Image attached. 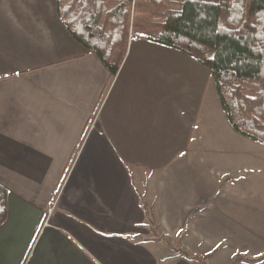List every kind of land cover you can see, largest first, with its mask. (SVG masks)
Here are the masks:
<instances>
[{"label":"crops","instance_id":"obj_1","mask_svg":"<svg viewBox=\"0 0 264 264\" xmlns=\"http://www.w3.org/2000/svg\"><path fill=\"white\" fill-rule=\"evenodd\" d=\"M108 76L57 0H0V264H264V144L207 146L209 70L138 38Z\"/></svg>","mask_w":264,"mask_h":264},{"label":"trees","instance_id":"obj_2","mask_svg":"<svg viewBox=\"0 0 264 264\" xmlns=\"http://www.w3.org/2000/svg\"><path fill=\"white\" fill-rule=\"evenodd\" d=\"M57 14L101 59L109 81L129 39L185 52L209 70L230 126L264 144V0H57ZM8 196L0 184V226L7 219Z\"/></svg>","mask_w":264,"mask_h":264},{"label":"rangeland","instance_id":"obj_3","mask_svg":"<svg viewBox=\"0 0 264 264\" xmlns=\"http://www.w3.org/2000/svg\"><path fill=\"white\" fill-rule=\"evenodd\" d=\"M167 5L170 7H179L178 4L171 2H168ZM203 101H204L203 102L204 107L202 106L200 109V113L195 123V129L196 130L198 129L200 130L201 133H204L207 146L210 147L209 144L212 143V141H216V137L218 140L220 138L229 137L228 130H231V127L230 125H228L226 121L227 119L220 107L213 86H209L207 88L206 95ZM214 102L216 105H214ZM213 166H216V164H213ZM206 172L210 173V170L209 171L207 170ZM195 251L196 253H198V250H196V246H195ZM211 262L214 263L213 261Z\"/></svg>","mask_w":264,"mask_h":264}]
</instances>
